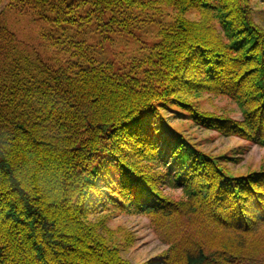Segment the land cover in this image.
<instances>
[{"label": "trees", "instance_id": "obj_1", "mask_svg": "<svg viewBox=\"0 0 264 264\" xmlns=\"http://www.w3.org/2000/svg\"><path fill=\"white\" fill-rule=\"evenodd\" d=\"M4 4L0 264H132L123 254L132 234L120 239L109 227L118 212L150 220L168 246L155 264H264V170L232 175L226 162L239 159L209 154L168 122L175 112L264 147V26L254 1ZM6 10L96 22L102 48L117 35L138 44L137 31L157 21L159 41H141L117 67L70 37V53L46 63L18 47ZM204 94L228 97L242 119L204 109Z\"/></svg>", "mask_w": 264, "mask_h": 264}, {"label": "rangeland", "instance_id": "obj_2", "mask_svg": "<svg viewBox=\"0 0 264 264\" xmlns=\"http://www.w3.org/2000/svg\"><path fill=\"white\" fill-rule=\"evenodd\" d=\"M253 1L256 20L264 26V1ZM5 5L0 11L4 9ZM60 17L61 15L58 13H51L47 15V18L40 19L29 14L6 10L3 21L8 29L16 34L18 47L21 50L32 58H40L46 63L54 62L59 55L64 54V51L67 54L70 53L65 50L67 46H70L69 43H66L70 37L75 41L77 39L85 40L100 59L106 58L114 62L117 67L128 64L131 58L136 56L141 41H143V46L151 41H159L155 36L160 29V24L155 21L144 24L137 31L138 44L129 37L117 35L116 40L106 41L102 48L103 34L100 33L102 31L100 24L86 23L79 18L74 23L57 21ZM165 21L168 20L164 18L162 22ZM56 38H60V40ZM201 104L204 109L216 114L242 119L240 108L228 97L204 94ZM168 116V122L199 144L204 151L217 157L226 155L239 159L240 161L237 163L226 162L232 175L241 176L253 171L264 170V147L238 137L229 138L216 131L201 129L192 121L178 117L175 112H168ZM167 194L174 199L182 196L180 191L167 190ZM150 225V220L146 216L127 212H118L109 223V227L119 231L120 239L126 234H132L133 245L123 250L124 256L132 264H149L151 262L155 264L159 256L168 250V246L159 239Z\"/></svg>", "mask_w": 264, "mask_h": 264}]
</instances>
